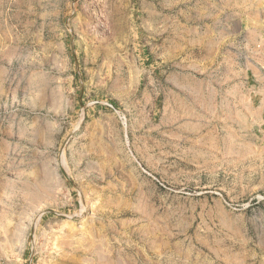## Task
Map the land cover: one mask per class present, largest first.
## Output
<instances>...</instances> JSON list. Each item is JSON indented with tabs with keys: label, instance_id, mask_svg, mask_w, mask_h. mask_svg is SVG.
<instances>
[{
	"label": "rangeland",
	"instance_id": "1",
	"mask_svg": "<svg viewBox=\"0 0 264 264\" xmlns=\"http://www.w3.org/2000/svg\"><path fill=\"white\" fill-rule=\"evenodd\" d=\"M0 264H264V0H0Z\"/></svg>",
	"mask_w": 264,
	"mask_h": 264
}]
</instances>
